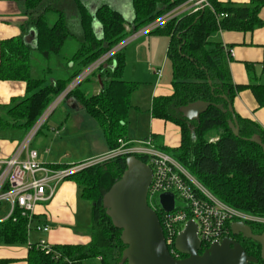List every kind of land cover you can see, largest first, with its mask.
<instances>
[{
	"label": "trees",
	"instance_id": "obj_1",
	"mask_svg": "<svg viewBox=\"0 0 264 264\" xmlns=\"http://www.w3.org/2000/svg\"><path fill=\"white\" fill-rule=\"evenodd\" d=\"M20 1L27 19L21 25L20 35L0 42V80L26 82V95L5 107L6 116L0 117V129L15 128L24 132L88 65L132 32L188 0H130L131 20L119 9V3L115 5L109 0H96L95 5L87 0ZM208 2L198 11L178 15L150 33L170 38L167 56L172 66V91L153 97L151 114L155 119L176 125L180 131L179 145L160 147L162 150L182 163L225 203L264 217V152L258 143L250 140L258 135L264 143V128L235 112L240 125L239 136H236L229 126L232 114L216 106L221 104L227 109L240 91L250 89L259 107L264 108V82L255 75L253 77L249 65L250 82L234 83L227 63L231 56L229 48L219 40H212V36L221 31L252 32L263 27L264 0H249L247 4L222 0ZM95 22L100 24L99 33ZM31 29L37 32L35 47L24 40V35ZM71 38L78 46L73 51H64ZM123 50L96 72L102 80L100 92L87 95L80 85L68 95L97 121L109 146L108 151L118 146L119 139L134 140L128 138V118L131 98L139 88V82L123 78L126 66ZM198 100L212 104L199 119L184 117L180 108ZM129 156L120 155L84 166L66 178L73 180L80 188L81 197L93 204L88 243L51 244L53 250L47 253L39 242L28 241V234L34 229L35 215L30 221L16 207L11 216L0 220V245L28 244V264H68L69 261L72 264H128L122 260L126 245L121 240V230L108 216L103 196L125 171ZM136 156L148 162L147 157ZM69 166L50 165L52 168ZM158 216L163 224L159 211ZM259 226L258 233L264 230V224ZM242 244L249 255L260 259L259 243L247 239ZM98 256L102 258L99 262ZM10 261L2 259L0 264Z\"/></svg>",
	"mask_w": 264,
	"mask_h": 264
},
{
	"label": "crops",
	"instance_id": "obj_2",
	"mask_svg": "<svg viewBox=\"0 0 264 264\" xmlns=\"http://www.w3.org/2000/svg\"><path fill=\"white\" fill-rule=\"evenodd\" d=\"M87 1L92 2V5L96 4V0ZM110 1L114 0H109V3H119L118 7L124 13V16L128 20L132 19L130 0ZM222 1L237 4H247L249 2V0ZM24 10V4L20 0H0V42L3 39L21 34V25L27 19ZM261 15L264 17V8L261 10ZM95 23L97 24L96 31H100V24ZM29 33L30 31L25 35ZM212 40H219L223 45L234 50V54L227 60L231 79L234 83L247 84L250 82L249 65L252 67L250 70H252L253 77L255 75L256 79L264 82V26L252 32L221 31L213 35ZM169 41L170 38L166 35L152 33L136 39L123 50L126 57L123 78L128 81L139 82L140 87L141 83H146L140 82L142 81L140 80L141 74L143 73L145 79L146 74H148L151 84L156 86L152 91V95L146 99L147 105L150 102L152 104L155 95L168 94L172 91V80L168 83L162 82L164 76L168 74V69L166 74H164V71L168 66ZM34 42L35 40L30 42L33 47H35ZM34 56L33 54V58ZM158 69L162 70L161 77L157 73ZM32 72L34 71L32 70ZM125 74H128V78ZM92 77L94 82H92L89 89H81L87 95L96 94L102 89V80L97 75ZM26 88L27 84L24 81L0 80V117L6 116V106L26 95ZM73 99L68 98L57 107L44 125V127H48L46 133H44L45 129L42 127L30 144V147L38 152L37 160L45 165H75L104 154L109 149L97 121L88 113H85L79 104L78 109L74 108ZM64 103H67V107L55 118V113ZM134 106L139 110L141 103ZM233 107L237 114L256 121L264 128V108L259 107L250 89H244L236 95ZM72 112L77 114L74 120L70 119ZM148 112L149 119L147 118V121H149L151 128L146 134H142L145 138H142L139 132L133 136L134 138L129 137V135L128 138L142 140L152 136L159 147L172 148L178 146L180 142L178 127L170 122L153 118L151 107L148 108ZM49 121L53 124L49 125ZM26 132L15 128L0 129V160L7 159L12 155ZM81 199L80 188L73 180L65 179L60 182L53 197L38 204L34 211L35 223L50 225V231L41 232L33 229L40 236L36 240H31L28 237L29 243L41 240H45L50 244L88 243L90 241V226L79 217ZM8 210V203L2 202L0 220L6 217ZM28 250V244L0 245V260L10 259L11 261L8 264H28Z\"/></svg>",
	"mask_w": 264,
	"mask_h": 264
},
{
	"label": "built area",
	"instance_id": "obj_3",
	"mask_svg": "<svg viewBox=\"0 0 264 264\" xmlns=\"http://www.w3.org/2000/svg\"><path fill=\"white\" fill-rule=\"evenodd\" d=\"M208 3V0L186 1L132 32L70 81L26 132L23 140L18 143L12 155L7 159L0 160V206L2 202H7L9 207L4 219L11 216L15 208L18 207L22 210V214L28 216L29 220L32 221L36 206L53 197L60 182L76 172L75 166H78L80 170L84 166L106 161L120 155H143L147 157V164L153 170V178L148 192V203L157 213L158 211L161 213L166 243L174 257L179 258L180 256V252L175 246L176 238L191 219L197 223L198 237L202 247H209L213 242L221 241L223 238L228 237L231 232V224L236 221L264 222V220L247 214L215 196L178 160L156 145L152 136L142 140L125 141L119 139L116 148L110 149L106 153L80 165H70L67 168H52L39 162L37 160V150L30 147L33 138L57 107L68 98L74 88L94 76L118 51L124 49L136 39L150 34L154 29L170 19L185 12H196L208 5ZM228 51L230 55L234 54L233 49H228ZM161 71V69L157 71L159 77H161ZM164 192H172L174 194L177 207L173 211H165L158 204V197ZM32 226L36 231L41 232H48L51 228L50 225L43 223H33ZM39 245L47 253L53 250L51 248L52 245L45 240L39 241ZM56 256L58 257L59 254H56ZM101 259V256H98L96 260L99 262ZM68 264H72L71 261ZM87 264L97 263L91 262Z\"/></svg>",
	"mask_w": 264,
	"mask_h": 264
},
{
	"label": "water",
	"instance_id": "obj_4",
	"mask_svg": "<svg viewBox=\"0 0 264 264\" xmlns=\"http://www.w3.org/2000/svg\"><path fill=\"white\" fill-rule=\"evenodd\" d=\"M36 37V30L31 29L30 33L24 36V40L27 43L35 40L36 46ZM209 83L212 81L209 80ZM73 101V107L78 109L77 100ZM211 104L198 100L182 106L180 110L184 117L196 120ZM216 106L232 114L229 126L234 134L239 136L240 125L233 104L229 102L227 109L221 104ZM250 140L258 143L264 152V143L258 135H254ZM126 164L125 171L103 196V206L113 225L121 230V240L126 245L122 254L123 261L128 264H258L259 259L249 255L242 244L231 236L213 242L200 254L202 243L198 237L197 223L192 219L179 232L175 242L176 249L187 257H174L166 243L158 213L148 203V192L153 178L152 168L135 155L127 157ZM157 201L163 210L168 212L177 207L172 192L160 194ZM231 233H241L259 243L260 259L264 262V232L253 233L246 222L236 221L231 224Z\"/></svg>",
	"mask_w": 264,
	"mask_h": 264
},
{
	"label": "rangeland",
	"instance_id": "obj_5",
	"mask_svg": "<svg viewBox=\"0 0 264 264\" xmlns=\"http://www.w3.org/2000/svg\"><path fill=\"white\" fill-rule=\"evenodd\" d=\"M116 1H118V0H116ZM112 2H115V0L112 1ZM117 4L118 3H115V5H117ZM54 18H55V14H53L51 16L52 20ZM77 46H78L77 41H75L73 38H71V39L68 40L64 51L65 50L73 51ZM167 65L168 66L165 69L164 74H166V70L167 69H168V74H166L164 76L163 80H162V82H166V83H168L169 81L172 80V66H171L170 60H168V64ZM46 68H47V64L45 66V69ZM143 72H145V71H143ZM128 74H129V71H128ZM128 74H125L126 77L128 76ZM140 78H141L140 80H142L140 82H146V83H141L139 89H137L132 95L133 96L132 97V108L130 109L129 118H128V135H129V137H133L135 134H137L139 132V135H141L142 138H145L144 135H142V134H146L149 131V129L151 128V125L149 124V121H147V118L149 117L148 108L151 107V102L149 103V105H147L146 104V99L149 96L152 95V91L156 88V86L151 84L148 74H146V79L143 76V73L141 74ZM92 82H94V81H93V77L91 76L90 79L85 80V82H83L81 84L80 88L84 89V90H87V89H89V87L92 84ZM136 101H138V103H136ZM140 103H141V108L138 110L134 105L135 104L139 105ZM66 107H67V103H64L60 108H58V110L55 113L54 117L56 118L58 115H60V113ZM82 109L84 110L85 113H87V111L84 108H82ZM76 115H77L76 113L72 112V117L70 119H72V120L76 119L75 118ZM77 120H81V119H77ZM50 121H49V125H52L53 123L50 122ZM44 129H45L44 133H46L45 131L48 130V127L45 126ZM98 156H96V157H98ZM74 168L76 169L75 170L76 172L79 171V167L78 166H75ZM80 198H82L81 194H80ZM80 203H81V205H79V208H80L79 217H80V219L83 222H85V223L89 224V226H91V217H90V215L92 213L93 204H92L91 201H89L87 199H84V198L81 199ZM243 212H245V211H243ZM245 213H247V212H245ZM247 214H250V213H247ZM250 215H252V216H254L256 218L264 220V217H262V216H256V215H253V214H250ZM249 223L252 224L254 227H257L258 231L261 230L259 225L260 224H264L263 221H255V222L250 221ZM39 236L40 235L38 233L34 232L33 229L28 234V237H30L31 240H36V239L39 238Z\"/></svg>",
	"mask_w": 264,
	"mask_h": 264
},
{
	"label": "flooded vegetation",
	"instance_id": "obj_6",
	"mask_svg": "<svg viewBox=\"0 0 264 264\" xmlns=\"http://www.w3.org/2000/svg\"><path fill=\"white\" fill-rule=\"evenodd\" d=\"M249 226H250V228L252 229V232L253 233H258L259 231L257 230L258 228L257 227H254L252 224H250L249 222H246ZM264 232V230L263 231H261L260 233H263ZM229 236H231L233 239H235L236 241H238V242H246V240L247 239H249V238H246V237H244L243 236V234H238V235H233L231 232H230V235ZM248 242V241H247ZM241 243V244H242ZM243 245V244H242ZM208 247H202L201 248V250H200V254H202L206 249H207ZM187 257V255L186 254H183V253H180V256H179V258L180 259H183V258H186ZM259 259V258H258ZM258 264H264V262L261 260V259H259L258 260Z\"/></svg>",
	"mask_w": 264,
	"mask_h": 264
},
{
	"label": "bare ground",
	"instance_id": "obj_7",
	"mask_svg": "<svg viewBox=\"0 0 264 264\" xmlns=\"http://www.w3.org/2000/svg\"><path fill=\"white\" fill-rule=\"evenodd\" d=\"M169 51V50H168ZM90 79V78H89ZM140 158V157H139ZM182 164V163H181ZM23 216V215H22ZM160 216V215H159ZM62 263V262H61Z\"/></svg>",
	"mask_w": 264,
	"mask_h": 264
}]
</instances>
